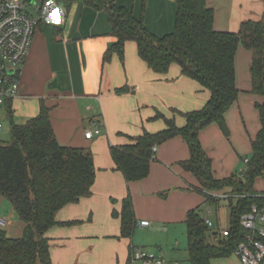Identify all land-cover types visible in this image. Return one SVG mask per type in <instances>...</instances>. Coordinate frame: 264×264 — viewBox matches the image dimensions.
I'll list each match as a JSON object with an SVG mask.
<instances>
[{"label":"crops","instance_id":"1","mask_svg":"<svg viewBox=\"0 0 264 264\" xmlns=\"http://www.w3.org/2000/svg\"><path fill=\"white\" fill-rule=\"evenodd\" d=\"M114 1L159 37L175 29L176 0ZM207 4L214 10L217 32L238 33L244 22L264 18V0H207ZM64 8L62 16L56 9L40 12L37 6L33 16L40 21L30 54L21 66V89L5 104L8 117L10 107L17 124L27 123L46 107L60 146L93 153L96 178L91 196L63 207L56 217L61 225L46 233L52 263L140 264L133 261V249L147 247L169 264H191L188 213L201 208L214 213L215 206L206 203L205 196L196 191L200 188L197 178L181 166L190 159L188 144L176 136L153 147L157 150H153L149 176L131 183L117 170L111 149L130 144L131 138L144 133H160L167 129L168 121L184 127V114L202 109L210 93L184 76L177 64L165 75L155 73L132 41L126 42L123 59L114 53L106 60L117 42L108 13L80 1ZM251 63L252 53L240 45L235 57L239 96L226 113L229 135L216 123L199 135L217 180L243 172L261 130L256 104H263L264 98L252 92ZM122 89L125 91L120 93ZM96 129L100 133L87 139L86 132ZM254 187L264 193V178L257 179ZM129 196L137 223L148 221L150 225L136 226L132 238H123L121 220L114 213L122 211ZM223 203L229 204L219 200V205ZM0 221L6 223L0 229L9 237L23 235L24 223L1 194ZM224 229L228 227L220 230ZM212 264L242 263L234 253L214 259Z\"/></svg>","mask_w":264,"mask_h":264},{"label":"trees","instance_id":"2","mask_svg":"<svg viewBox=\"0 0 264 264\" xmlns=\"http://www.w3.org/2000/svg\"><path fill=\"white\" fill-rule=\"evenodd\" d=\"M46 1L38 0L40 12ZM56 1L66 7L80 1L108 13L117 42L106 54V60L114 53L123 59L124 46L132 41L137 44L140 58L155 73L165 75L177 64L184 76L209 91L210 98L202 109L184 114L187 121L184 127L168 121L167 129L162 132L131 138L130 144L112 147L111 153L126 181L139 182L150 174L153 147L181 136L190 149V159L181 166L197 178L200 188L196 191L205 196L206 203L219 204L211 192L226 190L233 196L228 199L231 213L228 237H223L219 230L212 232L200 216V209L188 213L189 261L212 264L214 259L234 254L249 234L241 226L242 216L251 213L254 206L260 213L264 210V198L254 187L257 179L264 178V102L256 104L261 130L252 143L253 156L245 162L241 174L215 179L212 161L204 152L199 135L213 123L229 135L226 113L239 96L235 57L240 45L252 53V92L264 98V18L244 22L238 33L217 32L214 10L208 7L207 0H176L175 29L159 37L114 0ZM8 114L11 141H0V194L12 204L25 228L20 238L9 237L0 229V264H53L46 233L61 225L56 217L63 207L91 196L96 178L93 153L89 149L60 146L46 107L25 124L13 121L10 107ZM114 216L121 220V236L132 238L137 220L131 196ZM72 224L75 223L64 225ZM261 240L264 242V238Z\"/></svg>","mask_w":264,"mask_h":264},{"label":"built area","instance_id":"3","mask_svg":"<svg viewBox=\"0 0 264 264\" xmlns=\"http://www.w3.org/2000/svg\"><path fill=\"white\" fill-rule=\"evenodd\" d=\"M46 12L58 10L62 16L65 15V8L56 0H48L44 5ZM40 17L33 16L27 12V3L24 0H0V105L16 98L21 89V66L27 60L32 49L34 37L38 28ZM3 123L0 121V132ZM95 132H86V138L92 139ZM154 151L157 148L153 149ZM248 162V159L245 161ZM220 201L233 197L229 192L210 193ZM264 198V193H259ZM208 217L205 223L211 226L212 211L207 212ZM5 226L4 221H0ZM148 221L137 223L139 227H148ZM241 226L249 232L238 249V255L242 264H262L264 262V210L260 213L256 206L251 213L241 218ZM223 237L229 236V230H219ZM133 261L140 264H169L166 259L148 253L143 248L133 249ZM173 264H181L175 262Z\"/></svg>","mask_w":264,"mask_h":264},{"label":"rangeland","instance_id":"4","mask_svg":"<svg viewBox=\"0 0 264 264\" xmlns=\"http://www.w3.org/2000/svg\"><path fill=\"white\" fill-rule=\"evenodd\" d=\"M37 2L38 0H33V4L28 5L27 4V12L36 15L37 14ZM0 121L3 123V129L0 132V141L2 142H10L11 141V124H10V119L7 115L6 112V106L5 105H0ZM245 164V163H244ZM214 193V192H211ZM218 211V212H217ZM199 214L202 218L205 217V215L208 216L207 213H205L204 208H201L199 210ZM212 219V224L211 228L212 230H217V229H223L227 228L230 225V219H231V213H230V208L227 203H223L221 205L215 204V212L213 215L210 217ZM186 241V239H185ZM144 247V246H142ZM148 253L153 254L150 252L151 248L144 247ZM185 264H189V262H185Z\"/></svg>","mask_w":264,"mask_h":264},{"label":"water","instance_id":"5","mask_svg":"<svg viewBox=\"0 0 264 264\" xmlns=\"http://www.w3.org/2000/svg\"><path fill=\"white\" fill-rule=\"evenodd\" d=\"M28 5L33 4V0H24Z\"/></svg>","mask_w":264,"mask_h":264}]
</instances>
